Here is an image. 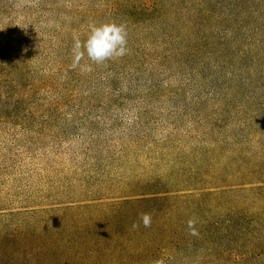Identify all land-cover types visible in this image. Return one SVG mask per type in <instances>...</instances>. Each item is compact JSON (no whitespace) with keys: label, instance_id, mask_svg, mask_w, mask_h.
<instances>
[{"label":"rangeland","instance_id":"obj_1","mask_svg":"<svg viewBox=\"0 0 264 264\" xmlns=\"http://www.w3.org/2000/svg\"><path fill=\"white\" fill-rule=\"evenodd\" d=\"M212 4L227 15L232 9L220 26L233 41L222 71L219 58L199 48L182 64L148 44H138L133 62L98 65L85 55L72 68L75 39L112 22V0H0V85L14 83L21 99L13 100L35 110L0 118V216L162 188L192 190L207 207L210 187L237 184L238 168L225 158L241 147L264 153V0ZM248 44L257 63L242 58ZM22 120L28 129L11 123ZM216 164L214 175L208 165ZM29 230L0 219V264H20L36 240ZM198 258L177 256L173 264Z\"/></svg>","mask_w":264,"mask_h":264},{"label":"trees","instance_id":"obj_2","mask_svg":"<svg viewBox=\"0 0 264 264\" xmlns=\"http://www.w3.org/2000/svg\"><path fill=\"white\" fill-rule=\"evenodd\" d=\"M213 2L219 0H112V22L126 25L129 49L112 61L133 62L142 53L138 44H148L167 49L169 59L180 57L184 64L193 61L199 48L212 60L219 58L222 71V59L233 53L228 48L233 41L220 26L226 16L232 18V9L228 15L224 9L215 11ZM257 42L262 47L263 40ZM251 46L243 47L242 58L257 63L259 56L247 52ZM16 88L12 82L0 85V118L22 119L21 109H26L24 116L35 113L30 102L22 108L24 103L13 100L21 99ZM35 108H40L38 103ZM11 123L28 129L23 120ZM260 151L241 147L232 158H225L227 166L238 168L237 184L210 187L214 191L205 192L212 197L207 207L198 201L201 194L192 195V190L162 188L108 204L12 210L0 219L30 229L29 235L36 239L18 256L20 264H173L177 256L189 254L200 257V264L264 261V153ZM208 168L214 175L220 173L218 164ZM144 213L152 216L148 228L140 221ZM190 219L196 221V236L187 227ZM133 223L140 226L134 229Z\"/></svg>","mask_w":264,"mask_h":264},{"label":"clouds","instance_id":"obj_3","mask_svg":"<svg viewBox=\"0 0 264 264\" xmlns=\"http://www.w3.org/2000/svg\"><path fill=\"white\" fill-rule=\"evenodd\" d=\"M128 33L127 27L123 23L109 22L100 25L92 24L89 26L87 38L81 42L79 38L74 41L73 63L72 68L79 66V62L84 59L85 55L88 60L95 64H103L106 61L124 57L128 54ZM90 70V69H89ZM140 221L145 228L151 226L152 216L149 213H144L140 216ZM196 221L190 219L187 227L190 229V234L198 235L195 228ZM140 225L133 223L132 227L138 228ZM160 264V262H157Z\"/></svg>","mask_w":264,"mask_h":264}]
</instances>
